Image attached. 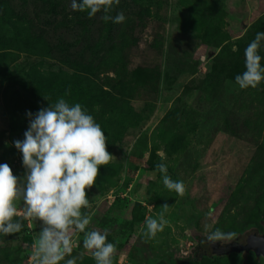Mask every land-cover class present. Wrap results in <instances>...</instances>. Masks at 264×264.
Instances as JSON below:
<instances>
[{"label":"rangeland","instance_id":"obj_1","mask_svg":"<svg viewBox=\"0 0 264 264\" xmlns=\"http://www.w3.org/2000/svg\"><path fill=\"white\" fill-rule=\"evenodd\" d=\"M36 1L45 13L35 24L0 19L8 23L0 26V164L22 179L14 141H23L28 113L61 97L80 103L113 155L82 209L91 218L85 231L107 232L116 245L112 264H181L168 261L172 250L184 264H264L253 252L203 254L216 229L233 234L220 245L264 234V81L247 89L235 81L246 47L264 32V0H138L132 13L119 3L110 15L126 19L112 26L103 11L73 10L72 0ZM258 54L264 67V41ZM149 161L166 164L185 195L169 191ZM164 204L163 231L145 235L146 218L158 219ZM17 208L23 227L0 234V264H34L41 223L24 218L22 200ZM198 237L204 247L193 260ZM83 239L72 233L65 260L96 264Z\"/></svg>","mask_w":264,"mask_h":264},{"label":"clouds","instance_id":"obj_2","mask_svg":"<svg viewBox=\"0 0 264 264\" xmlns=\"http://www.w3.org/2000/svg\"><path fill=\"white\" fill-rule=\"evenodd\" d=\"M120 0H72L73 10L85 12L89 17L103 11L102 19L123 23L125 15L120 12L110 15L114 4ZM264 32H258L244 51L245 71L235 77L241 89L256 88L264 81V67L258 54ZM67 94V93H66ZM30 118L23 141L14 145L22 153L26 169L21 179L11 167L0 164V234L8 236L19 233L23 227L18 216L17 202L23 201L24 218L41 223V229L33 243L34 264H76L75 258L65 260L73 251L72 233H84L83 246L92 251L96 264H112L116 251L114 243L107 242V232L85 231L90 217L82 212L90 206L87 189L96 184L101 166L109 164L113 155L107 150L108 137L94 117L80 104L70 105L64 98L42 108ZM163 174V184L169 191L183 196L186 186L183 181H174L167 174L164 163L156 165ZM169 205L161 206L158 219L145 220V235L154 237L163 231L167 221L165 213ZM216 229L206 238L215 242L230 239Z\"/></svg>","mask_w":264,"mask_h":264},{"label":"trees","instance_id":"obj_3","mask_svg":"<svg viewBox=\"0 0 264 264\" xmlns=\"http://www.w3.org/2000/svg\"><path fill=\"white\" fill-rule=\"evenodd\" d=\"M138 5H141L138 0H121L120 1L121 8L124 10L130 9L131 13L139 9ZM44 11L45 10L43 9V4H41L39 1H36V0H18V5H14L13 0H0V19L6 18L9 16H16L18 20L14 22L17 24V26H22L25 24L26 25L35 24L37 19H41L44 16V13H45ZM126 16L128 17L127 12H126ZM114 24L115 23L113 22H109L110 26ZM7 25L8 23H3V25L0 24V26L3 28V32L7 31V28H5L7 27ZM149 163L155 168H156V165L159 164V163H155L154 161H149ZM202 239H204V237H198V241L201 242ZM200 247H204L203 242L195 246V249L192 252L193 260H196V257H198L199 255L198 251ZM231 252H236V251H231ZM237 253H240V252H237ZM203 254L207 256H210V255L214 256V255H224L225 253H221V254L213 253L211 252L210 249H207L206 247H204ZM174 257H175L174 250L168 252L167 259L169 262L184 264L183 258L178 257V258H175V261H174ZM147 259L149 260V264H156L155 262L156 257H147Z\"/></svg>","mask_w":264,"mask_h":264},{"label":"water","instance_id":"obj_4","mask_svg":"<svg viewBox=\"0 0 264 264\" xmlns=\"http://www.w3.org/2000/svg\"><path fill=\"white\" fill-rule=\"evenodd\" d=\"M255 240L256 242L257 241H260V242H257V244L255 243ZM214 244H216L217 242H212ZM259 243V244H258ZM233 246L234 247H231L233 250H236V251H239V250H244V251H248L250 248L253 249L254 253L256 255H262L264 256V234L262 235H251L247 241V244L244 245V246H239L237 243L235 244V242H228V243H225L224 244V247L223 248H220V249H212V252H216L218 254H221L223 253L224 251H226L225 249L229 246Z\"/></svg>","mask_w":264,"mask_h":264},{"label":"flooded vegetation","instance_id":"obj_5","mask_svg":"<svg viewBox=\"0 0 264 264\" xmlns=\"http://www.w3.org/2000/svg\"><path fill=\"white\" fill-rule=\"evenodd\" d=\"M253 234H255V235H257V236H259V235H262L263 233H260V232H257V231H252L251 233H248V235L246 236V239H245V241L244 242H242V243H240L239 242V240H238V238H235V239H233V241H230V242H235V244L237 243L239 246H244V245H246L247 244V241H248V239H249V237L251 236V235H253ZM257 242H260V241H257ZM257 242H256V240H255V243L257 244ZM259 244V243H258ZM209 246L211 247V252H212V249H220V248H223L224 247V245H220L218 242L216 243V244H214V243H212V242H209ZM235 246V245H234ZM233 246V244H232V246H229V247H227L225 250L226 251H224L223 253H227L228 251L229 252H231V251H236V250H233L231 247H234ZM209 247V248H210ZM194 249H195V247H194ZM194 249H193V251H194ZM192 251V252H193ZM236 252H242V253H248V252H253V254L256 256V257H263L264 258V256H262L261 254L260 255H256L255 253H254V251H253V249H249L248 251H244V250H239V251H236ZM213 253H216V252H213ZM218 254V253H217Z\"/></svg>","mask_w":264,"mask_h":264}]
</instances>
